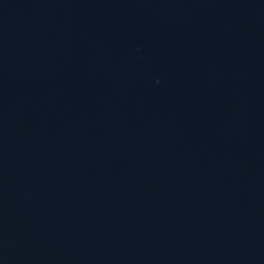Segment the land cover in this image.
Returning <instances> with one entry per match:
<instances>
[{"label":"water","instance_id":"1","mask_svg":"<svg viewBox=\"0 0 264 264\" xmlns=\"http://www.w3.org/2000/svg\"><path fill=\"white\" fill-rule=\"evenodd\" d=\"M0 264H264V0H0Z\"/></svg>","mask_w":264,"mask_h":264}]
</instances>
